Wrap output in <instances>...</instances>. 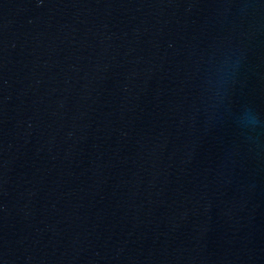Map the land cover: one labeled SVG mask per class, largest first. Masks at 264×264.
Segmentation results:
<instances>
[{
  "label": "water",
  "instance_id": "1",
  "mask_svg": "<svg viewBox=\"0 0 264 264\" xmlns=\"http://www.w3.org/2000/svg\"><path fill=\"white\" fill-rule=\"evenodd\" d=\"M0 264H264V0H0Z\"/></svg>",
  "mask_w": 264,
  "mask_h": 264
},
{
  "label": "clouds",
  "instance_id": "2",
  "mask_svg": "<svg viewBox=\"0 0 264 264\" xmlns=\"http://www.w3.org/2000/svg\"><path fill=\"white\" fill-rule=\"evenodd\" d=\"M252 120H253V122H255V121H254V117L252 118Z\"/></svg>",
  "mask_w": 264,
  "mask_h": 264
}]
</instances>
